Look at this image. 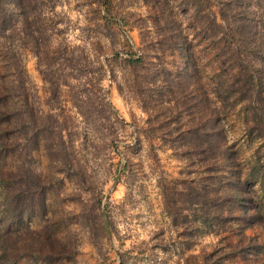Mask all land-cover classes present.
Here are the masks:
<instances>
[{"label": "rangeland", "instance_id": "obj_1", "mask_svg": "<svg viewBox=\"0 0 264 264\" xmlns=\"http://www.w3.org/2000/svg\"><path fill=\"white\" fill-rule=\"evenodd\" d=\"M16 1L19 7L0 0V264H181L199 248L230 243L221 232L192 236L187 248L163 209V189L178 188L197 163L188 164L175 141L189 119L176 77L173 92L160 96L148 70L113 59L141 55L132 26L141 1L111 0L113 16L103 0ZM171 1L208 102L218 106L209 46L192 36L189 19L204 14L205 0H187L195 11ZM164 57L175 75L176 56ZM221 112L236 145L239 121ZM40 230L56 241L50 251L64 254L48 259L24 250L27 233ZM226 264L244 263L233 256Z\"/></svg>", "mask_w": 264, "mask_h": 264}, {"label": "trees", "instance_id": "obj_2", "mask_svg": "<svg viewBox=\"0 0 264 264\" xmlns=\"http://www.w3.org/2000/svg\"><path fill=\"white\" fill-rule=\"evenodd\" d=\"M140 1L145 8L132 26L138 32L141 55H114L113 59L130 69L148 70L150 86L160 96L173 92L176 77L175 85L181 84L178 93L189 99L183 109L189 119L175 141L179 148L182 146L188 164L193 160L197 163L195 175L183 177L174 190L163 189V209L177 223L187 248L192 245V236L222 232L221 240L225 235L232 238L230 243L218 241L209 249L199 248L183 255L181 264H226L233 256L244 264H264V0H211L215 11L210 9V0H205L204 14L191 13L189 17L192 36L209 46L212 88L218 106L211 98L208 102L190 39L172 12V1ZM14 3L20 6L16 0ZM178 5L182 11H195L187 0ZM102 7L113 16L111 0H103ZM123 14L132 19L137 13ZM100 19L103 24L112 23L103 15ZM120 21L127 24L126 20ZM166 53L176 56L180 63L175 75L171 76L163 65ZM98 66L103 70L101 64ZM221 110L234 112L239 121L240 133L235 140L240 141L236 145L226 138ZM105 212L108 215L107 209ZM53 241L43 230L38 237L27 233L24 250L33 248L48 259L58 258L64 253L62 247L50 251Z\"/></svg>", "mask_w": 264, "mask_h": 264}]
</instances>
